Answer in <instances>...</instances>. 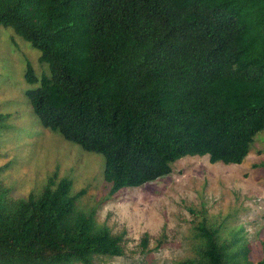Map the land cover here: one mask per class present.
Instances as JSON below:
<instances>
[{
  "label": "trees",
  "instance_id": "1",
  "mask_svg": "<svg viewBox=\"0 0 264 264\" xmlns=\"http://www.w3.org/2000/svg\"><path fill=\"white\" fill-rule=\"evenodd\" d=\"M0 26L49 64L50 77L26 72L38 85L27 92L32 110L44 128L104 156L108 197L169 176L185 157L241 165L264 131V0H0ZM73 186L55 172L14 199L0 183V264L125 255L127 231L80 208L86 190ZM233 236L199 222L180 264H264Z\"/></svg>",
  "mask_w": 264,
  "mask_h": 264
},
{
  "label": "rangeland",
  "instance_id": "2",
  "mask_svg": "<svg viewBox=\"0 0 264 264\" xmlns=\"http://www.w3.org/2000/svg\"><path fill=\"white\" fill-rule=\"evenodd\" d=\"M40 57L13 29L0 26V113L6 125L0 132V183L11 197L39 192L55 172L73 181L74 195L86 190L79 207L95 208L97 221L114 233L127 231L125 255L94 264H180L191 256L194 227L204 220L222 240L240 238L249 261L264 259V131L241 165L185 157L169 176L108 197L104 156L44 128L32 110L27 92L38 85L26 82L28 68L39 80L51 76Z\"/></svg>",
  "mask_w": 264,
  "mask_h": 264
}]
</instances>
